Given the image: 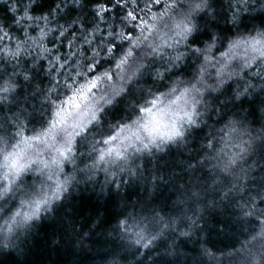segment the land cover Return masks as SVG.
Returning a JSON list of instances; mask_svg holds the SVG:
<instances>
[{
    "label": "clouds",
    "instance_id": "9594fccd",
    "mask_svg": "<svg viewBox=\"0 0 264 264\" xmlns=\"http://www.w3.org/2000/svg\"><path fill=\"white\" fill-rule=\"evenodd\" d=\"M108 2L0 0V257L264 264V0Z\"/></svg>",
    "mask_w": 264,
    "mask_h": 264
},
{
    "label": "trees",
    "instance_id": "16d2710c",
    "mask_svg": "<svg viewBox=\"0 0 264 264\" xmlns=\"http://www.w3.org/2000/svg\"><path fill=\"white\" fill-rule=\"evenodd\" d=\"M97 3H102L106 7L111 8V4L108 2V0H97ZM115 11V10H114ZM110 15L109 13L106 15ZM139 19V17H138ZM9 35H22L21 33H18L15 28L8 29ZM65 46L61 48V52L67 51V47ZM92 75V74H90ZM179 159H184V157H179ZM179 171V168L176 169ZM206 175V173H205ZM236 213V215L233 217L237 221L236 226H234L231 230V236L230 237H212V242L208 244V247L212 250L213 253L216 255H219L221 251H229L231 249H234L236 247L240 246V242L247 239L249 234L258 227V221H256L254 218H249L246 221H240L239 220V212L238 210H230ZM79 227V225H77ZM219 226H216L218 228ZM48 230L47 226L45 227L44 231L46 232ZM181 250L185 253H191L192 256L199 255V249L193 250L191 246L183 247L181 246ZM47 255V250L43 248V243L40 240H37L36 242V248L32 253L31 258V264H40V262L43 260V258ZM54 259V264H81V258L79 256L74 257H68L66 258L57 251ZM17 258L14 256H7L2 259L0 257V264H16ZM84 264H90L88 261H84ZM190 264V262H189ZM208 264H212L211 261H208Z\"/></svg>",
    "mask_w": 264,
    "mask_h": 264
},
{
    "label": "snow or ice",
    "instance_id": "6c2138e0",
    "mask_svg": "<svg viewBox=\"0 0 264 264\" xmlns=\"http://www.w3.org/2000/svg\"><path fill=\"white\" fill-rule=\"evenodd\" d=\"M109 13V8L106 7L104 4L98 5V11L95 13L96 16H106ZM130 16H134L133 13H128ZM94 86V83L93 85Z\"/></svg>",
    "mask_w": 264,
    "mask_h": 264
}]
</instances>
